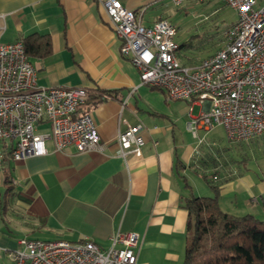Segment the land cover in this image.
Wrapping results in <instances>:
<instances>
[{
  "label": "crops",
  "instance_id": "obj_1",
  "mask_svg": "<svg viewBox=\"0 0 264 264\" xmlns=\"http://www.w3.org/2000/svg\"><path fill=\"white\" fill-rule=\"evenodd\" d=\"M120 1L135 9L145 25L165 18L167 0ZM0 14L3 42L33 32L50 34L51 54L31 57L39 83L88 88L90 96L78 114L92 115L105 144L103 150L87 152L73 145L56 150L48 139L45 154L14 160L8 143L0 141V251L11 261L10 252L22 237L90 238L106 248L110 236L121 230L140 235L136 264H182L186 198L202 195L189 182L192 172L207 181V195L213 194L211 184L218 185L223 210L264 219V177L243 169L241 162L243 153L248 157L264 149V137L230 140L218 152L201 146L206 135L196 143L189 140L212 129L199 128L195 136L189 120L179 127L169 103L188 105V114L191 107L199 106L200 113L209 103L170 100L163 88L142 83L138 67L121 54L100 0H0ZM139 122L144 126L142 157L129 153L124 158L117 136ZM37 130H49L48 124L40 122ZM234 143L243 148L234 149Z\"/></svg>",
  "mask_w": 264,
  "mask_h": 264
},
{
  "label": "built area",
  "instance_id": "obj_2",
  "mask_svg": "<svg viewBox=\"0 0 264 264\" xmlns=\"http://www.w3.org/2000/svg\"><path fill=\"white\" fill-rule=\"evenodd\" d=\"M184 1L172 0L176 5ZM223 1L238 15L226 44L189 65L178 57L177 26L169 19L145 25L138 12L120 0H100L120 40L121 54L138 67L142 83L163 88L170 100L209 103L196 115L190 109L187 126L195 136L199 128L222 126L229 140H247L264 134V2ZM4 30L0 24V36ZM88 96L89 89L82 86L41 85L22 39L0 40V141L8 143L14 160L45 154L48 139L56 150L68 145L80 152L103 150L92 115L78 114ZM40 122L49 130L38 132ZM143 127L139 122L119 132L121 156L142 157ZM139 243L138 232L121 230L110 236L106 248L90 238L22 237L10 254L12 264H136Z\"/></svg>",
  "mask_w": 264,
  "mask_h": 264
},
{
  "label": "trees",
  "instance_id": "obj_3",
  "mask_svg": "<svg viewBox=\"0 0 264 264\" xmlns=\"http://www.w3.org/2000/svg\"><path fill=\"white\" fill-rule=\"evenodd\" d=\"M22 41L30 57H46L52 52L49 33L33 32ZM189 42L179 44L178 49ZM211 187L212 195L186 198L187 241L182 264H264V219L223 210L218 185Z\"/></svg>",
  "mask_w": 264,
  "mask_h": 264
},
{
  "label": "rangeland",
  "instance_id": "obj_4",
  "mask_svg": "<svg viewBox=\"0 0 264 264\" xmlns=\"http://www.w3.org/2000/svg\"><path fill=\"white\" fill-rule=\"evenodd\" d=\"M260 2H264V0H260ZM163 16L177 26L176 41L179 44L190 40L187 46L178 49L180 61L190 65L200 63L203 58L213 54L226 44L227 31L238 15L237 11L223 0H186L180 5L174 4L172 0H167ZM169 104L178 114V126L183 128L180 124L186 123L190 118L187 112L189 106L179 108L177 103L171 102ZM199 109L200 107L195 105L192 114L196 115ZM183 110L184 112H182ZM182 136L185 137L186 135ZM203 136L205 140L201 146L217 152L218 149L222 150L230 143L222 126L213 128L209 134L206 131H199L198 138L188 137V139L196 143ZM262 136L264 137V135L260 137ZM233 145L236 150L240 147L243 148L242 143H234ZM232 156L234 157L233 153ZM241 162L243 169L247 168L254 174L264 177V149L256 154L251 153L248 157L243 153V161ZM188 177L194 192L202 193V195L210 193V187L201 174L192 172L188 174ZM205 190L208 191L206 194H204ZM0 264H12L8 254L5 255L2 251H0Z\"/></svg>",
  "mask_w": 264,
  "mask_h": 264
}]
</instances>
